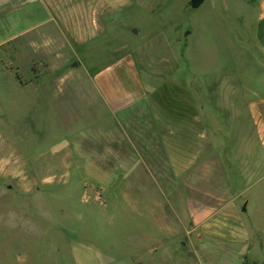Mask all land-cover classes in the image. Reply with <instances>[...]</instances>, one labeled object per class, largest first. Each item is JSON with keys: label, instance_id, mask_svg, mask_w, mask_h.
Returning a JSON list of instances; mask_svg holds the SVG:
<instances>
[{"label": "rangeland", "instance_id": "1", "mask_svg": "<svg viewBox=\"0 0 264 264\" xmlns=\"http://www.w3.org/2000/svg\"><path fill=\"white\" fill-rule=\"evenodd\" d=\"M248 2V10L229 3L225 12L223 1L218 8L205 0L170 22L162 13L144 21L137 15L142 35L129 27L100 51L87 47L91 74L47 51L27 58L32 51L24 40L59 35L43 5L0 16V264H264L257 219L263 189L250 187L243 198L235 176L236 166L252 176L262 158L241 93L231 95L219 84L230 73L238 87L258 83L263 66L247 49L255 12L254 0ZM77 10L70 6L66 18L75 19ZM174 27L192 31L185 54L186 41L180 54L175 44L163 52L161 39ZM125 57L127 69L117 62ZM223 71L228 74H218ZM130 74L144 98L151 95L146 83L154 84V99L169 113L173 100L183 101V162L181 156L131 154L123 131L118 154L100 151V129L109 132L114 118L123 122L126 114L103 102L101 81L128 89ZM193 74L202 75V85ZM198 95L201 140L193 153L192 99ZM208 209L218 215L204 218Z\"/></svg>", "mask_w": 264, "mask_h": 264}, {"label": "crops", "instance_id": "2", "mask_svg": "<svg viewBox=\"0 0 264 264\" xmlns=\"http://www.w3.org/2000/svg\"><path fill=\"white\" fill-rule=\"evenodd\" d=\"M205 1V0H204ZM219 8L220 1H223L225 6L223 10L225 12L231 11L232 5L228 7V4L241 3V10L245 8L250 9V0H214ZM190 0H0V16H5L7 11L20 10L27 8L28 6L41 4L45 10L50 14V19L56 23L55 27L59 31V35L56 36L53 33L41 34L38 40L31 38L24 40L23 48L31 50L30 54H27V58L39 57L38 55H44L47 51L49 55L55 54V59L66 58L65 62L71 59L75 60L76 63L72 67L82 68L83 71L93 73L91 63L92 59H88L85 55V51L88 46H95V50H101L105 43L114 42L118 36L125 35L126 29L130 27L132 34L142 35V31L145 29V25H141V21L136 20L135 16H140L142 21L149 20L153 15L158 16L163 14L165 20H172L173 14L178 11L184 12L187 8H191L189 5ZM70 6L78 9L76 11L77 16L75 19L68 17L66 18V9ZM254 19L252 21V43L248 44V51L258 54V58L262 63L263 68L258 74V83L254 84L252 88L248 86L241 87L237 86V82L233 81V74H228L229 70L218 73L219 75L228 74L230 80L224 81V86L221 84L220 89L230 92L239 91L241 93V104L245 108V116L250 119L254 129V135L259 148V153L262 158V163L257 164L252 171V176L249 177L250 171L243 170L240 166H236L237 179L241 180L240 186L241 196L244 198V194L250 187L259 186L263 190L258 192L260 201L258 203V226L262 229L260 234L263 238L264 248V0H254ZM220 10L221 6H220ZM239 15V13L237 14ZM241 15V14H240ZM138 29H135V28ZM21 34L17 37L21 38ZM138 35V36H139ZM192 35V31L188 28L182 34L181 27H174L170 34L164 35L161 42L164 43L162 48L163 52L167 53L171 45L175 44L176 52L180 54V47L185 44L184 54L188 48V39ZM137 37V36H135ZM240 43V42H239ZM241 44V43H240ZM173 49V47H172ZM21 50V48L19 49ZM175 51V50H174ZM46 53V52H45ZM46 53V54H47ZM100 53H103L102 51ZM38 54V55H37ZM37 55V56H36ZM104 57L106 53L102 54ZM185 56V55H184ZM128 57V56H127ZM181 57V56H180ZM79 60L87 61L86 65L79 66ZM125 57L118 63L124 64L123 68L127 69V61ZM116 63V62H115ZM121 64V65H122ZM124 70L123 75H127ZM229 72H232L230 70ZM131 75V74H130ZM194 75V81L196 80L197 85H202L199 77ZM129 75H127V78ZM130 83L128 89H125L123 85L127 86V83H119L117 89L122 93L120 97L118 92L115 94L114 90H117L113 85H105V82L101 81L104 85L103 92L105 95L103 102L108 108L118 109L120 112H126L123 122L114 118L112 129L105 133V130L100 129V150L106 155L118 154L122 147V142H118V134L120 131L124 132L126 143L130 149L131 154H167L171 156H181L183 162V156L186 154V131L185 121L186 116L184 115V104L182 100H173V110L169 113V106H164L154 99L155 91L153 90L154 84H148V90L151 95L144 98V89L141 82L134 75L130 76ZM236 84V86H234ZM217 85L215 90H217ZM212 90V89H211ZM118 91V90H117ZM106 96V97H105ZM149 98V99H148ZM227 100V99H226ZM148 104V105H147ZM131 105H135L134 110H127ZM166 105V104H165ZM214 105V104H213ZM239 105V104H237ZM201 102L200 97L196 99L195 96L192 99V142H193V153L200 150L201 140V114H200ZM134 113V114H132ZM190 120L187 121L189 123ZM125 130L129 131V135L125 133ZM120 139V138H119ZM134 152V153H133ZM195 159V158H194ZM144 158L141 159V162ZM109 165V160H107ZM105 163V162H104ZM178 163V162H177ZM117 162H113L115 166ZM235 166H232L234 169ZM198 169V166H194ZM168 186V182H166ZM262 192V193H261ZM261 193V194H260ZM246 197V205L243 207L246 209L248 204ZM222 212V211H221ZM247 212V211H246ZM215 213L210 209L205 211L206 219L212 218ZM213 217V218H214Z\"/></svg>", "mask_w": 264, "mask_h": 264}, {"label": "water", "instance_id": "3", "mask_svg": "<svg viewBox=\"0 0 264 264\" xmlns=\"http://www.w3.org/2000/svg\"><path fill=\"white\" fill-rule=\"evenodd\" d=\"M203 2H204V0H190L189 5H190V7H192V8H197V7H199ZM243 210H244V208H243Z\"/></svg>", "mask_w": 264, "mask_h": 264}]
</instances>
